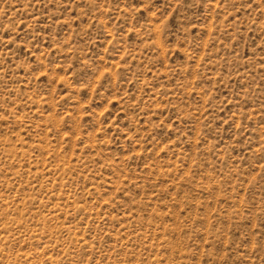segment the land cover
<instances>
[{
	"label": "rangeland",
	"instance_id": "rangeland-1",
	"mask_svg": "<svg viewBox=\"0 0 264 264\" xmlns=\"http://www.w3.org/2000/svg\"><path fill=\"white\" fill-rule=\"evenodd\" d=\"M0 264H264V0H0Z\"/></svg>",
	"mask_w": 264,
	"mask_h": 264
}]
</instances>
